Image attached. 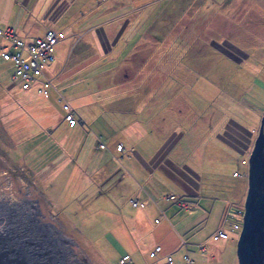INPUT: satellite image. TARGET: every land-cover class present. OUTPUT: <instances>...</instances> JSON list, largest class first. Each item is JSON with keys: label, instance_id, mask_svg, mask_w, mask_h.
<instances>
[{"label": "rangeland", "instance_id": "1", "mask_svg": "<svg viewBox=\"0 0 264 264\" xmlns=\"http://www.w3.org/2000/svg\"><path fill=\"white\" fill-rule=\"evenodd\" d=\"M63 1L67 2L63 7L64 11L70 8L54 29L63 32L65 38L55 45L53 60L49 62L47 71L67 59L73 64L79 62V65H84L77 69L79 74L84 72L83 76L90 87L96 83L95 80L100 82L92 88H102L96 94L104 97V109L113 111H105L104 118L110 117L108 114L111 113L113 121L118 118L129 120L130 115L136 114L135 111L142 112L145 109L149 114L155 106H161L163 113L168 115L164 114L166 118L169 119L172 112L181 116L178 131H183V128L190 125L198 128V132L202 134L213 127V132H219L220 136H213L210 143L219 145L221 149H224V145L219 144L218 139H227L226 134L235 128L232 124L234 121L241 123L247 130L254 128L257 135L264 115V0ZM97 27L101 28L99 35L106 45L103 44L104 53L94 58L97 48L90 44L91 38L86 32ZM0 29L4 33L8 31V35L3 37L4 41H11L8 39L10 32L17 38L13 29ZM78 29L82 31L83 38L77 43L72 35ZM109 34L110 39L106 38ZM106 39H109L108 44ZM0 72L4 76L3 81L13 83V68ZM45 77L48 78L46 71ZM12 92L18 99L27 98L33 102L36 109L28 106L30 103L24 99L13 101L14 97L11 100L4 96L0 87V107L5 106L10 112L0 116L1 193L15 198L12 193L10 195L11 191L18 193L19 188L21 191L27 188L31 193L30 197L37 200L41 215L46 217L53 229L65 231L67 241L70 242V252L75 253L81 264H122L121 260L118 262L119 245L113 235L114 224L119 223L118 213L111 211L107 205L100 206L99 195L95 197L88 190L89 194L85 191L79 194L71 189L75 181L84 182V176L71 180L69 175L75 173L70 163L47 186L46 174H37L39 170L32 169L29 165H35L37 160H40L39 165H46L54 154L60 156L55 162L60 158H69L62 154V147L59 150L55 147L57 143H53L61 134L57 128L54 129V136L48 134V130L40 136L44 113L46 112L49 120L56 119L61 116L62 104L56 102L54 110L50 106L46 109L44 105V111L41 106H37L43 103V96L36 86L22 91L18 85ZM110 94H119L118 98L125 95L126 98L119 102L130 104L129 110L126 107L120 108V114V109L115 104L105 107L109 102L105 98ZM175 97L176 100L172 101ZM152 114L158 115L159 112L154 110ZM161 123L164 122H158V125ZM120 130L115 127L114 131L117 133L114 137L126 141L125 132ZM238 131L244 134L240 129ZM182 134L183 132H177L176 136ZM170 137L168 134L167 139ZM135 138L136 135L130 132V141ZM254 139L255 136L249 141L252 142L250 150ZM46 143L50 145L49 152ZM225 151L228 154L229 150ZM230 156L227 158L232 164L229 172L235 168L233 175L243 177L235 181L247 184V172L245 175L244 171L248 168L241 165L243 159L237 164L240 155L230 153ZM181 160L187 162L188 157L184 155ZM213 166L212 169L216 168ZM143 187L148 190L145 185ZM168 190L173 191L170 187ZM52 197L60 203H53ZM171 197L169 196V200L174 201ZM106 198L109 201L111 199L105 197L104 200ZM236 209L229 215L225 226L227 232L235 231L231 233L235 238L233 242L228 240L213 243V229L200 228L202 239H208L205 256L210 258L213 253L215 261H197L196 264H238L236 245L242 223L239 229H234L233 225L239 222L238 218L235 217L234 220L232 217ZM125 250L129 251L127 248ZM151 251L149 256L146 253L144 260L138 263L136 261V264H149L158 260L162 254L161 251L155 258L151 256ZM178 255L180 254L174 255L175 264H178ZM183 255H180L181 264H189L184 259L186 256L194 264L189 254ZM167 257L169 256L165 257L166 264ZM55 264L60 263L57 261ZM159 264H164L163 260Z\"/></svg>", "mask_w": 264, "mask_h": 264}, {"label": "crops", "instance_id": "2", "mask_svg": "<svg viewBox=\"0 0 264 264\" xmlns=\"http://www.w3.org/2000/svg\"><path fill=\"white\" fill-rule=\"evenodd\" d=\"M56 2V0H0V27L13 29L15 35L26 42L43 37L48 29L57 28V23L70 8L64 11L63 7L67 2L63 0ZM99 29L101 28H92L86 32L91 38L90 44L97 48L96 54L92 52L95 54L94 58L104 53L103 44L106 45L102 41L103 37L99 35ZM76 31L72 37L78 43L82 40L83 34L79 29ZM106 36L104 37L110 39V34ZM109 39H106L107 44ZM6 45L7 42L0 39V71L13 68L12 64L4 61L1 56V47ZM71 64H73L71 60L67 59L48 71L49 67L46 69V75L51 82L47 96L39 90V83L36 85L43 96L41 97L43 103L37 106L46 111L48 106L54 110L56 102L62 104L60 117L49 120L46 112L44 113L40 136L47 130L48 134L54 136V129L57 128L61 134L53 143H57L55 147L59 150L62 147L64 149L62 154L69 158H63L64 160L60 158L55 162L60 156L54 154L46 165H39L40 160H37L35 165L29 163L31 168L39 170L37 174H46L47 186L53 183L61 175L60 171L70 163L75 173L69 175L71 180L84 176V182L75 181L71 189L79 194L85 191L95 197L99 195V198L101 197L99 205H107L111 211L119 215V223L115 222L113 230L115 242L119 245L118 262L126 256L127 264L141 262L146 253L149 256V252L157 245L162 246V254L158 260L149 264H159L160 260L166 264V256H170L175 264L176 253L189 254L194 264L197 261L198 263L205 260L215 261L213 253L210 258L205 256L208 239H202L200 228L213 229L211 238L220 229L226 231L228 220L226 222L224 220L230 218L229 215L234 209L244 205L247 184L235 181L243 177L233 175L235 168L229 172V166L232 167V164L227 158L230 153L231 155L237 153L240 155L237 164L240 160L248 158L252 144L249 141L256 136L255 129L247 130L241 123L232 122L235 128L226 134L227 139H218L219 144L224 145V149H221L219 145L210 143L213 136H220L219 132L217 134L213 132V127L202 134L198 132V128L190 125L183 128V131H178L181 116L172 112L168 119L161 106H155L156 108L150 110L149 114L144 109L142 112L135 111L136 114L130 115L129 120L118 118L113 121L111 114L113 111L104 109V97L96 94L97 90L102 88L100 86L92 88L100 82L95 80L96 83L90 87L83 76L84 72L79 74L77 70L84 65H79V62ZM74 68L76 70H73ZM0 80L4 96L11 100L14 97L13 101L24 99H18L12 94L18 85L23 91L20 82L13 78V74L12 84L3 81L4 76H1V72ZM117 96L119 94L107 96L105 99L109 102L105 107L115 104L119 107L117 109L126 107L129 110L130 104L119 102L126 98L125 95L120 98ZM175 100L176 97L172 99ZM24 101L36 109L33 102L27 98ZM65 103L71 106L78 117V123L74 127L69 126L64 120ZM154 110L159 114H152ZM12 111L14 112L13 109ZM105 111H112L108 114L110 117L104 118ZM8 112L5 106L0 107V116L7 115L10 113ZM166 116L168 117L167 114ZM161 121L164 123L158 125ZM115 127L125 132L126 141L114 137L117 133L114 131ZM239 129L244 134H241ZM130 132L136 135L131 141ZM177 132H183L182 136L177 137ZM168 134L171 137L167 139ZM47 140L49 141V138ZM205 140L207 141L204 142ZM100 144L104 146L100 147ZM120 144L123 145L122 151L117 150ZM49 146L46 143L47 152ZM225 149L229 150L228 154ZM184 155L188 157L187 162L181 160ZM213 165L216 168L212 169ZM246 171L245 169V175ZM143 185L148 187V190H144ZM168 187L173 191L170 192ZM169 196H174L175 200H169ZM105 197H110V201L107 198L104 200ZM131 198L143 203V207L132 206ZM52 202L60 203L54 197ZM233 219L235 220V217ZM233 232L235 231L231 230V233ZM231 233L229 239L214 241L212 238V242L228 240L233 242L235 238ZM180 255L177 257L178 264L182 262Z\"/></svg>", "mask_w": 264, "mask_h": 264}, {"label": "built area", "instance_id": "3", "mask_svg": "<svg viewBox=\"0 0 264 264\" xmlns=\"http://www.w3.org/2000/svg\"><path fill=\"white\" fill-rule=\"evenodd\" d=\"M13 33L10 32L9 40L6 46L1 47V56L4 61H8L13 66V78L17 79L22 89L28 90L33 86L40 85L39 90L45 95H48V88L51 85L49 78L45 77V71L49 66V62L53 60V50L57 43L65 38V35L61 31H55L53 29H48L45 36L38 37L33 39L30 42H26L21 38H15ZM8 35V31L4 33L3 30L0 29V38L6 37ZM63 109L65 111L64 120L71 127H74L78 123V117L76 113L72 110L69 104L65 103L63 105ZM104 145L100 144V147ZM123 149L122 145H118L117 150L121 151ZM241 165L248 168V160L243 159L241 161ZM237 173H235L236 175ZM236 176H240L237 174ZM171 199H175L174 196ZM132 206L138 207L142 206L143 203H139L138 200L131 201ZM244 215V208L239 207L236 209L235 213L232 217L238 218V223L234 224V229H239L242 218ZM228 219H225V222ZM219 239H229L228 233L224 229L218 230L213 236V240L217 241ZM161 246H156L151 251L152 257H158L159 253L162 251ZM189 264H192L189 257L184 258ZM127 256L121 259L122 264H126ZM167 264H173L172 258L167 257Z\"/></svg>", "mask_w": 264, "mask_h": 264}, {"label": "water", "instance_id": "4", "mask_svg": "<svg viewBox=\"0 0 264 264\" xmlns=\"http://www.w3.org/2000/svg\"><path fill=\"white\" fill-rule=\"evenodd\" d=\"M7 234L0 232V246L6 244ZM39 240L42 242V239ZM39 249L36 253L38 256L45 252L41 243ZM21 251L22 253L28 252L25 248ZM236 254L238 264H264V115L248 155L247 191ZM27 262L28 259L8 253L7 250L0 251V264H27Z\"/></svg>", "mask_w": 264, "mask_h": 264}, {"label": "flooded vegetation", "instance_id": "5", "mask_svg": "<svg viewBox=\"0 0 264 264\" xmlns=\"http://www.w3.org/2000/svg\"><path fill=\"white\" fill-rule=\"evenodd\" d=\"M1 192L2 191H0V222L7 219L9 215L7 213L9 212L17 215L18 222L29 229L28 233L32 236L38 235L42 238V249L45 248V252H43L42 255H44L49 248L48 242H53L60 264H81L76 258L75 253L70 252V242L67 241L65 231L53 229L46 217L44 218L41 215L37 200L30 197L31 193L27 188L24 189V191H21V188H19L18 193L11 191L10 195L12 193L15 198L9 195L5 196V194Z\"/></svg>", "mask_w": 264, "mask_h": 264}, {"label": "bare ground", "instance_id": "6", "mask_svg": "<svg viewBox=\"0 0 264 264\" xmlns=\"http://www.w3.org/2000/svg\"><path fill=\"white\" fill-rule=\"evenodd\" d=\"M7 214H9L7 219L0 222V232L8 233L5 236L6 244L0 246V251L7 250L8 253H12L16 256L22 257L23 259H28L27 264H47L48 262L55 264V262L58 261L57 251L53 242H48L49 248L46 250V253H44V255L38 256L36 253L39 251V246L41 243V240L39 239L42 238H40L38 235L35 236V238L30 233H28L29 229L25 225H22L18 222L17 215L11 212ZM2 224L5 225L1 226ZM22 248H25V250L28 252L22 253ZM36 260H40V263H38V261L36 263Z\"/></svg>", "mask_w": 264, "mask_h": 264}, {"label": "trees", "instance_id": "7", "mask_svg": "<svg viewBox=\"0 0 264 264\" xmlns=\"http://www.w3.org/2000/svg\"><path fill=\"white\" fill-rule=\"evenodd\" d=\"M245 167V166H244ZM246 168V167H245ZM247 172V171H246Z\"/></svg>", "mask_w": 264, "mask_h": 264}]
</instances>
